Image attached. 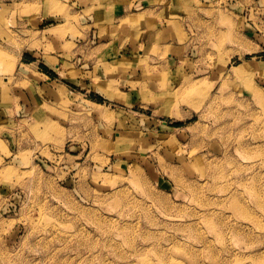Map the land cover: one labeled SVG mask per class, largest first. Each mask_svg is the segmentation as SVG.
<instances>
[{"label":"rangeland","instance_id":"1","mask_svg":"<svg viewBox=\"0 0 264 264\" xmlns=\"http://www.w3.org/2000/svg\"><path fill=\"white\" fill-rule=\"evenodd\" d=\"M233 10L185 24L190 50L169 66L139 59L129 99L120 79L104 88L118 102L92 93L87 74L62 77L50 107L65 108L62 121L19 116L17 142L2 123L0 264H264V51L250 42H264V2L242 5V50ZM16 11L0 9V36L17 49L0 47L2 92L26 42L11 30ZM32 45L57 79L101 53ZM117 53L95 62L113 72L126 61Z\"/></svg>","mask_w":264,"mask_h":264},{"label":"crops","instance_id":"2","mask_svg":"<svg viewBox=\"0 0 264 264\" xmlns=\"http://www.w3.org/2000/svg\"><path fill=\"white\" fill-rule=\"evenodd\" d=\"M262 1L264 2V0H0V9L10 11L17 9L13 16L16 28L12 26L11 30L14 29L12 31L26 41L16 66V74L20 75L14 77L7 91L6 88L4 92L0 89V136L4 133V126H2L4 123L7 125L6 131L10 132L11 141L17 142L18 129L14 121L19 116L32 115L31 120H33L37 110H41L43 115H53L62 121L65 108L57 106L56 110L50 109L52 101H63L60 88L66 87V84L61 80L62 77H70L76 82H85L86 74L91 80L96 77L92 82L89 81L90 90L97 96L111 101H118L121 95L113 89L105 91L104 88L113 79H120L129 99L132 88H137L136 83L139 79L135 75L138 74L139 59L143 56L147 59H161L166 66H169L184 58L190 50V43L183 38L189 35L185 24L198 23L199 19L205 21L211 15V18L215 20L216 5L219 7L226 3L234 5L232 13L235 49L242 50V5L243 3L258 5ZM210 7L214 11H211ZM24 8L26 11H21ZM202 12H204L203 16ZM205 14L210 15L206 17ZM256 19L261 22L260 26L264 30V15ZM238 21H240L239 29ZM250 24L251 22L247 23L250 29L256 31ZM263 35L264 33H261V36ZM34 40L49 45L48 49L51 53L54 52L60 56L69 52L76 55L96 51L101 53L96 57L94 55V58L86 63L83 59L78 62L80 64L75 65L73 75L69 71L71 66L67 64V69H59L64 75L57 79L51 73L54 71L44 61H42L46 66L43 67L44 70L39 63H34L35 53L43 49L33 46ZM66 42L69 47L63 48ZM250 42L251 46L254 45L255 51H264V42ZM146 44L150 48L148 54L143 53ZM0 47H5L8 51L17 50L2 36H0ZM114 51L119 53L116 54L117 58L123 55L126 61L120 65L115 64L113 72L106 71L103 69L104 66L95 62L101 58L103 63H108ZM25 53L28 56L26 60L22 58ZM163 53L165 56L161 57ZM66 63L65 61L64 64ZM64 64L55 65L64 67ZM20 68L27 76H22L18 71ZM24 68L28 70L25 72ZM7 78L8 76L0 74L3 83L7 82ZM71 80L65 81L71 82ZM22 83H28L29 86L25 87ZM2 95L8 96V99L2 100Z\"/></svg>","mask_w":264,"mask_h":264},{"label":"bare ground","instance_id":"3","mask_svg":"<svg viewBox=\"0 0 264 264\" xmlns=\"http://www.w3.org/2000/svg\"><path fill=\"white\" fill-rule=\"evenodd\" d=\"M0 58H1V56H0Z\"/></svg>","mask_w":264,"mask_h":264}]
</instances>
